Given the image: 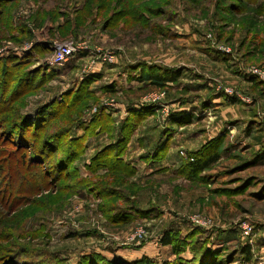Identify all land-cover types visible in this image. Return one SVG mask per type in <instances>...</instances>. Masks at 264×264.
Masks as SVG:
<instances>
[{
    "label": "rangeland",
    "instance_id": "1",
    "mask_svg": "<svg viewBox=\"0 0 264 264\" xmlns=\"http://www.w3.org/2000/svg\"><path fill=\"white\" fill-rule=\"evenodd\" d=\"M257 1L0 0V59L34 72L0 112V264H264V147L243 106L264 90ZM66 43L84 50L52 64Z\"/></svg>",
    "mask_w": 264,
    "mask_h": 264
},
{
    "label": "trees",
    "instance_id": "2",
    "mask_svg": "<svg viewBox=\"0 0 264 264\" xmlns=\"http://www.w3.org/2000/svg\"><path fill=\"white\" fill-rule=\"evenodd\" d=\"M257 2H258L257 0H242V1L241 0H235L233 6L235 7V9H238L240 7V4H242V3L255 4ZM259 7H260V9L264 10V1H261L259 3ZM43 51L44 50L42 48L39 49L40 54H43ZM14 59H15L14 56H8L4 59H0V90H1V92H0V94H1V96H0V112L5 111L6 108L9 106V102L12 100V98H14V94L16 93V88L19 87L20 85H22L21 83H23L24 80L29 81L31 74L32 75L34 74L33 70H30L26 74L24 73L25 70H23L22 72H19L20 67H22L24 64H23V62L22 63L21 62L20 63L19 62L14 63L15 62ZM23 73H24V75H22ZM17 78H19V79H17ZM137 78L140 81L148 82V83L156 85V86H163L169 82L176 81L177 75L175 73H165L163 71H156L154 69L146 70L145 68H142V73ZM17 82H18V84H17ZM34 82L35 81H33V79H32V82L30 83V85L31 84L33 85L32 86L33 88H35V86H38V83H36V85H35ZM1 104H3V105H1ZM12 108H14L13 105H12ZM10 109H11V107L8 110H10ZM13 110H15V109H13ZM38 113H39V115H37V116L44 117L48 113L47 108L40 110ZM19 115H20V118L21 119L23 118L24 120H18L17 123H15V124L20 125L21 128H27V126H29V124L30 125L37 124V122H36L37 120L29 117V115H27L25 113H23V114L19 113ZM6 131H7V133H11L10 129H8ZM19 140L21 141V138H19ZM123 149H124V147L121 148L120 154L122 153ZM117 151H115V152L111 151V153L115 154ZM6 156H7L6 153L2 149H0V193L3 190L2 189V182L4 181V179L6 177V176L4 177L3 172L7 168V165H9V158ZM20 158H21V161H19V162L16 161V163H19V164H17V166H14L13 168L11 167L10 168L11 171L14 170V168H16V167H18L17 169H20V168L22 169V166L24 167V169H27L25 166V159H26L25 153H23V156ZM219 158H220V156H219L218 152L209 151L204 155V157H200L199 159L195 158L193 160H188L186 165H185L184 171H186L185 173H190V176H196L197 174H200V173L204 172L206 169H208L211 166V164L213 162L217 161ZM116 160L119 162L121 159H120V157H116ZM15 173H18V172H15ZM16 177H17V174H16V176H13V178H16ZM12 180H15V179H12ZM9 189L11 190V193H12V189L11 188H9ZM14 192L15 191L13 190V194H14ZM3 200L5 202V198ZM162 243H163V245H172L174 248V251L176 253H178V250H179L178 244L174 242L173 237H170L169 235H165L164 238L162 239ZM244 253L248 254V253H250V250L247 248L244 250ZM247 258H249V257H247ZM249 260H250V258H249ZM152 263H153V261L150 260L149 257L144 256L141 260H137V261L130 263V264H152Z\"/></svg>",
    "mask_w": 264,
    "mask_h": 264
},
{
    "label": "crops",
    "instance_id": "3",
    "mask_svg": "<svg viewBox=\"0 0 264 264\" xmlns=\"http://www.w3.org/2000/svg\"><path fill=\"white\" fill-rule=\"evenodd\" d=\"M78 56V55H77ZM76 57V56H75ZM241 77V76H239ZM252 77H249L247 80L243 79V81L247 82L249 85L253 84V82L251 81ZM135 83H139V81H136L134 79ZM257 82H261V81H257ZM251 97L249 98V100L247 102H243V106H246L245 109V113L246 115H249L245 120L246 124L249 123V129L250 131L253 133H257V134H261L262 137H260L259 139H257L255 142L261 146L264 147V90L262 91L260 89V92L258 93V95L254 94H250ZM41 103V107L43 106V104H45V102H40ZM250 124H251V128H250ZM166 159H169V157L166 156ZM167 246V245H165Z\"/></svg>",
    "mask_w": 264,
    "mask_h": 264
},
{
    "label": "built area",
    "instance_id": "4",
    "mask_svg": "<svg viewBox=\"0 0 264 264\" xmlns=\"http://www.w3.org/2000/svg\"><path fill=\"white\" fill-rule=\"evenodd\" d=\"M84 46L75 43H66L58 45L56 47V50L54 49L51 63L56 65H62L66 63L71 58H74L75 56L79 55L84 50ZM249 72L260 77H262L264 74V72L259 69H250Z\"/></svg>",
    "mask_w": 264,
    "mask_h": 264
}]
</instances>
